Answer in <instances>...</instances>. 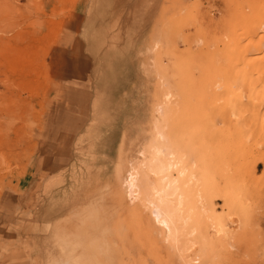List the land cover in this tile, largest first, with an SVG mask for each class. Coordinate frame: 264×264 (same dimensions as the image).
I'll return each mask as SVG.
<instances>
[{
	"label": "rangeland",
	"instance_id": "rangeland-1",
	"mask_svg": "<svg viewBox=\"0 0 264 264\" xmlns=\"http://www.w3.org/2000/svg\"><path fill=\"white\" fill-rule=\"evenodd\" d=\"M261 37L264 0H0V264H264Z\"/></svg>",
	"mask_w": 264,
	"mask_h": 264
},
{
	"label": "bare ground",
	"instance_id": "bare-ground-1",
	"mask_svg": "<svg viewBox=\"0 0 264 264\" xmlns=\"http://www.w3.org/2000/svg\"><path fill=\"white\" fill-rule=\"evenodd\" d=\"M258 34V33H257ZM259 35H257V36H254L253 35V37H258ZM260 37V36H259ZM252 38V35H250V39ZM261 38H263V37H261ZM247 39V38H246ZM245 39V40H246ZM250 39H248V40H250ZM264 39V38H263ZM254 40H256V38L254 39ZM252 41V39L250 40V42ZM245 42V41H244ZM248 43V42H247ZM244 44H246V43H244ZM244 44H242V45H244ZM249 44V43H248ZM241 45V47H243ZM240 46V45H239ZM248 46H250V44L248 45ZM261 46H264V41H262L261 43H259V44H257V45H253V46H251L250 47V49H249V54L251 55V51L250 50H261L262 48H261ZM246 48H247V46H246ZM245 48V49H246ZM261 48V49H260ZM247 50V49H246ZM263 51H264V48L262 49ZM262 51V52H263ZM244 52V51H243ZM242 52V53H243ZM246 52H248V50L246 51ZM261 52V51H260ZM241 53V52H240ZM241 53V54H242ZM256 53H257V51H256ZM245 54V53H244ZM253 55H254V52L252 53ZM257 55H259L258 53H257ZM242 56H244V55H242ZM241 56V57H242ZM255 56V55H254ZM253 56V57H254ZM238 58V57H237ZM240 58V57H239ZM248 58V57H247ZM255 58V57H254ZM242 60L244 59V58H241ZM238 60V59H237ZM242 60H241V62H242ZM247 60V59H246ZM249 60V59H248ZM239 61H240V59L238 60V65H240L239 64ZM237 65V66H238ZM232 67V66H231ZM241 67H243V65L241 66ZM247 67V69H248V71H250L249 72V74L251 73V75H250V77L247 79V81H245L246 83H244V84H242L243 86H240V84H239V88H240V94L238 93V91L237 90H239V88L236 90V94H238V96H236V98L234 99V103H233V106H231V103H230V109L233 107V109H231V110H233V114L235 115L236 114V116H234V117H237L236 119H237V126L235 127V132H236V135H231V136H236L237 137V141L239 142V144L238 145H236L237 147L239 146V148H238V150H239V154L241 155H243L244 156V154H246V153H244L243 154V152H245V151H248L250 148L248 147V145H250V143L249 142H253L254 143V145L256 144V145H259L260 146V144L261 145H264V57L262 56V58L261 59H259V58H255L254 60H249V61H247L246 62V66H244V68H246ZM240 68V67H239ZM237 70H238V68H237ZM243 71V70H242ZM247 71V72H248ZM245 71H243V73H244ZM247 72H245V74L244 75H246V73ZM241 73V72H240ZM241 77H243V74L241 75ZM247 77V76H246ZM252 77V78H251ZM242 80V79H241ZM243 81H244V79H243ZM234 87V86H233ZM242 92V93H241ZM226 93V92H225ZM232 93H233V91H232ZM229 96V95H228ZM235 97V96H234ZM230 102H232V99H231V101ZM229 105V104H228ZM229 108V107H228ZM229 111V110H228ZM229 113H231V112H229ZM226 115V114H225ZM224 115V116H225ZM229 130V129H228ZM231 132V131H230ZM232 133H234L233 131H232ZM232 133H229V134H232ZM235 134V133H234ZM224 136V135H223ZM231 136L230 137H227L228 139L229 138H231ZM235 138V137H234ZM218 140V139H217ZM231 140H233V139H231ZM228 141V140H227ZM230 141V140H229ZM259 143V144H258ZM252 146V145H251ZM255 147V146H254ZM181 148V147H180ZM186 148V147H185ZM247 148H248V150H247ZM253 148V147H252ZM258 148V147H257ZM181 150H182V148H181ZM189 150V149H188ZM253 150H255V149H253ZM258 150V149H257ZM237 151V150H236ZM174 152H175V150H174ZM170 153L169 152V154H172V155H174L175 153ZM232 152H233V150H232ZM248 152H250V151H248ZM252 152H254V151H252ZM251 152V153H252ZM256 152V151H255ZM237 153V152H236ZM172 155H171V157H172ZM247 155V154H246ZM254 155V154H253ZM174 156H176V154L174 155ZM172 157V159H171V157H170V155L168 156V159H171V161H169L168 162V160H167V163H163V164H161V166H159V169H160V171L161 172H163V173H165V171H168V169L170 168V167H174V169L176 168L177 170H178V173H179V178L181 179V180H184L185 181V183L187 184V182H188V180H186L187 178H188V176H190L191 175V172H190V170H191V167H190V170H189V167H188V164L187 163H185V159L183 158V154L181 155V156H179L178 157V160L176 159L177 157ZM243 156H241V157H243ZM170 157V158H169ZM201 157H203V156H201ZM259 157V156H258ZM261 157V156H260ZM248 158V157H247ZM255 158V157H254ZM257 158V157H256ZM262 158V157H261ZM176 159V161H174ZM249 159V158H248ZM262 159H264V158H262ZM254 160V159H253ZM243 162H245V161H243ZM249 162H251V161H249ZM249 162L247 161V162H245V163H247V164H249ZM170 169H172L173 170V168H170ZM170 171V170H169ZM192 171V170H191ZM251 172V171H250ZM253 172V171H252ZM158 173V172H157ZM170 175V174H169ZM136 176H137V174H133L132 175V184L134 185L135 184V179H137L136 178ZM164 176V180H166L165 182H167V180H168V184H172L173 183V181H175L174 180V178L175 177H173V179L171 178L172 177V175L171 176H168L167 175V173L166 174H164L163 175ZM252 177V176H251ZM178 179V178H177ZM192 179V178H191ZM190 179V180H191ZM250 179V178H249ZM160 180H162V179H160ZM172 180V181H171ZM177 181V180H176ZM162 182H164L163 180H162ZM192 182V181H191ZM257 182V181H256ZM160 183H161V181H160ZM175 183V182H174ZM172 184V186L173 185H175V184ZM184 183V184H185ZM177 184V183H176ZM170 185H168V186H170ZM178 185V186H177ZM176 186L177 187H179V184H177ZM162 186V185H161ZM165 186V185H164ZM172 186H170V188L169 187H167V188H169L170 190L172 189H177V188H173ZM163 187V186H162ZM172 187V188H171ZM175 187V186H174ZM180 188V187H179ZM159 189V191H160V187L158 188ZM162 189V188H161ZM164 189V188H163ZM162 189V190H163ZM166 189V188H165ZM164 189V191L163 192H165L166 193V190ZM162 190H161V192H162ZM178 190V189H177ZM167 191H168V189H167ZM158 191H156V193H157ZM155 193V194H156ZM174 193H175V190H174ZM180 193H182V192H180ZM192 193V192H191ZM159 194L160 195H162V193H160L159 192ZM168 194H170L169 193V191H168ZM172 194V193H171ZM171 194H170V196H171ZM183 194V193H182ZM181 194V195H182ZM186 194V193H185ZM165 195V194H164ZM163 195V196H164ZM173 195V194H172ZM163 196H162V198H163ZM169 196V197H170ZM183 196H185V195H183ZM168 197V196H167ZM174 197H177L176 196V194H174ZM173 197V198H174ZM160 199H161V201H162V198L161 197H159ZM178 198V197H177ZM185 198V197H184ZM248 198V197H247ZM159 199V200H160ZM157 200H158V195H157ZM165 200V199H164ZM163 200V202L165 203V202H168V201H164ZM183 200V199H182ZM161 201H159V202H161ZM172 201V200H171ZM185 201V200H184ZM191 201H192V199H191ZM158 202V203H159ZM176 202H177V200H176ZM162 203V202H161ZM171 203V202H170ZM208 203V202H207ZM167 204V203H166ZM165 204V205H166ZM198 204V203H197ZM189 205V204H188ZM182 206V205H181ZM199 208V207H198ZM178 208H176V210H177ZM180 209V208H179ZM186 209V208H185ZM191 209V208H190ZM168 210V209H167ZM176 210H175V208L173 209V211L172 210H169V213L172 211V212H174V214H173V217H177L178 216V214L176 213L175 214V212H176ZM178 211V210H177ZM185 211V210H184ZM187 211V210H186ZM200 211V210H199ZM165 212V211H164ZM191 212V211H190ZM189 212V213H190ZM168 213V214H169ZM180 213H181V211H180ZM187 213H188V211H187ZM192 213V212H191ZM201 213H202V211H201ZM164 214V213H163ZM193 214V213H192ZM169 215H172V213H170ZM169 215H168V217H169ZM176 215V216H175ZM167 216V215H166ZM179 216H180V214H179ZM191 217L190 215H187V217ZM207 216V215H206ZM171 217V216H170ZM188 217V218H189ZM200 217H201V215H200ZM178 218V217H177ZM177 218H176V220L174 219L173 221H172V219H171V221L172 222H169V219L168 218H165V219H163L162 220V222L164 223V224H166V226H168L167 228H168V234L170 233V234H172L173 236H174V238H176V237H178L179 235H177V233L176 232H178L179 231V233L181 232V230L179 229V228H181V227H179L178 225H179V223H176L177 222ZM195 218V217H194ZM161 219V218H160ZM180 219V218H179ZM186 219V218H185ZM190 219V218H189ZM202 219V218H201ZM181 220V219H180ZM179 220V221H180ZM184 220V219H183ZM159 221H161V220H159ZM176 221V222H175ZM178 221V222H179ZM187 221V220H186ZM198 221H199V219H198ZM173 223V224H172ZM199 224V223H198ZM202 224H204V223H202ZM219 226V225H218ZM198 227V226H197ZM200 227V226H199ZM192 228V227H191ZM217 228V227H216ZM196 229V228H195ZM167 233V232H166ZM174 233L176 234V235H174ZM225 233V232H224ZM169 234V235H170ZM197 234V233H196ZM168 235V236H169ZM195 241V240H194ZM188 245V244H187ZM197 245V244H196ZM198 252H199V250H198ZM196 253V252H195ZM196 255V254H195ZM196 257H198V256H196Z\"/></svg>",
	"mask_w": 264,
	"mask_h": 264
}]
</instances>
